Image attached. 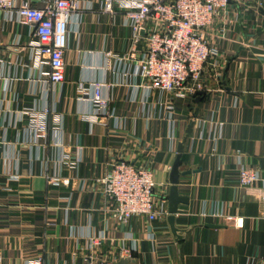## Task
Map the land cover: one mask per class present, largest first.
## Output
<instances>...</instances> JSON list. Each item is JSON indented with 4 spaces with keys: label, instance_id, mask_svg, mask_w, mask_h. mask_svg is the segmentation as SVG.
I'll return each mask as SVG.
<instances>
[{
    "label": "crops",
    "instance_id": "crops-1",
    "mask_svg": "<svg viewBox=\"0 0 264 264\" xmlns=\"http://www.w3.org/2000/svg\"><path fill=\"white\" fill-rule=\"evenodd\" d=\"M44 7L51 0H28ZM66 49V79L53 83L50 65L34 66V30L0 9V264H80L90 254L136 264H255L264 260V2L232 1L210 29L219 65L208 64L211 93L196 102L144 87L128 57L132 29L113 0H76ZM103 83L108 113L97 117L93 83ZM87 87L89 94L79 92ZM63 115L61 129L36 137L27 111ZM180 171L176 226L169 221L170 174L190 121ZM80 149L77 167L65 153ZM120 161L154 172L163 215L113 216L100 179ZM262 181L244 187L238 167ZM208 224L221 225L219 227ZM93 239H95L94 242ZM99 242V243H98Z\"/></svg>",
    "mask_w": 264,
    "mask_h": 264
},
{
    "label": "built area",
    "instance_id": "built-area-1",
    "mask_svg": "<svg viewBox=\"0 0 264 264\" xmlns=\"http://www.w3.org/2000/svg\"><path fill=\"white\" fill-rule=\"evenodd\" d=\"M232 1L262 5L264 0H121L119 6L126 11V21L132 29L128 57L143 85L169 95L168 108L175 100L192 96L196 90H211L205 76L206 67L219 65V49L209 39L210 29L216 20L227 13ZM113 0H106L104 8L111 11ZM80 8L76 0H51L44 7L32 5L28 0H0V9L29 25L36 34L30 42L34 66L49 64L45 72L53 83L66 79L65 54L68 47L69 23L72 13ZM2 39L0 36V59ZM90 97L97 117L108 113L109 99L103 95V83L95 82ZM79 92L89 94L87 87ZM28 127L36 137L61 129L64 117L60 113L43 110L27 111ZM82 161L80 149L64 155V163L77 167ZM262 181L254 167L241 164L238 182L250 187ZM107 200L113 205V216L118 222H127L136 215L150 220L162 217L163 211L156 200L154 172L120 161L100 179ZM94 242L95 239H93ZM97 243V242H96ZM99 243V242H98ZM28 264H43L41 257L29 259ZM80 264H114L98 254L88 255ZM255 264H264V260Z\"/></svg>",
    "mask_w": 264,
    "mask_h": 264
},
{
    "label": "water",
    "instance_id": "water-1",
    "mask_svg": "<svg viewBox=\"0 0 264 264\" xmlns=\"http://www.w3.org/2000/svg\"><path fill=\"white\" fill-rule=\"evenodd\" d=\"M204 96H206L209 99L211 96V93L206 90H196L193 93V97L196 102H200L204 98ZM194 124H195V120L192 119L187 127L185 136L179 142L177 155L172 165L171 174H170L171 187H170V192H169L168 221H169L173 234L180 240L181 239L183 240L185 238L184 234L186 235L187 233H189L191 229V227H189L188 229H181L177 227L176 226V216L178 213L179 204L187 203L189 201L188 197L181 196L179 194V184L181 182V176L189 174L191 171L189 170L180 171V165L182 161L185 144L187 142V138L192 132ZM207 226L219 227L221 225L208 224ZM136 263L137 261L135 258L121 256L120 259L114 264H136Z\"/></svg>",
    "mask_w": 264,
    "mask_h": 264
}]
</instances>
